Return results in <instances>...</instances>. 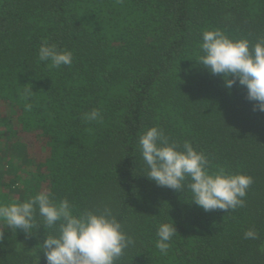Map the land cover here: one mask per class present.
Instances as JSON below:
<instances>
[{
    "label": "trees",
    "instance_id": "16d2710c",
    "mask_svg": "<svg viewBox=\"0 0 264 264\" xmlns=\"http://www.w3.org/2000/svg\"><path fill=\"white\" fill-rule=\"evenodd\" d=\"M212 29L254 46L264 0H0V204L44 191L74 214L110 207L131 238L116 264H264V112L238 80L229 90L197 63ZM45 43L72 64L41 62ZM93 109L102 118L85 120ZM151 127L204 152L212 172L251 176L244 206L205 211L188 182L150 180L139 139ZM22 134L45 141L44 159ZM164 222L177 229L166 254ZM41 223L37 213L25 233L0 222V264H47L42 243L59 225ZM249 229L258 239H244Z\"/></svg>",
    "mask_w": 264,
    "mask_h": 264
},
{
    "label": "clouds",
    "instance_id": "9594fccd",
    "mask_svg": "<svg viewBox=\"0 0 264 264\" xmlns=\"http://www.w3.org/2000/svg\"><path fill=\"white\" fill-rule=\"evenodd\" d=\"M200 48L203 54L197 63L213 75H222L229 90L238 80L240 86L246 87L247 98L255 102L254 110L264 112V39L250 47L247 38L233 39L220 29H212L203 32ZM38 57L56 68L73 62L71 51H60L47 43L39 48ZM26 107L30 109L31 105ZM101 118L98 109L84 115L87 121ZM139 151L146 168L143 173L150 180L174 190H183L188 182L192 202L205 211L244 206L252 177L224 169L210 171L208 157L190 142L178 147L169 142L162 129L151 127L140 136ZM37 213L46 229L59 225L58 234H46L42 243L47 264H116L131 242L108 206L100 212L82 210L74 214L67 198L53 202L44 191L23 202L0 204V222L25 233H32ZM176 232L175 224L164 222L158 226L156 246L162 253H167ZM244 239H258V233L249 229ZM260 251L264 252V245Z\"/></svg>",
    "mask_w": 264,
    "mask_h": 264
},
{
    "label": "rangeland",
    "instance_id": "374dc122",
    "mask_svg": "<svg viewBox=\"0 0 264 264\" xmlns=\"http://www.w3.org/2000/svg\"><path fill=\"white\" fill-rule=\"evenodd\" d=\"M0 113H1L2 117L7 115V108H6V105H4L3 102H0ZM5 123H6L5 120H0V128L3 129V130L5 129ZM20 139L30 143L31 155H32V157L37 159V161L38 160L40 161V160L44 159V157H46L45 141H43L40 138L33 139L27 134H22L20 136ZM2 165H3V163L0 162V168H2ZM26 166H27V168H29L30 166L32 167V165H25V167Z\"/></svg>",
    "mask_w": 264,
    "mask_h": 264
}]
</instances>
